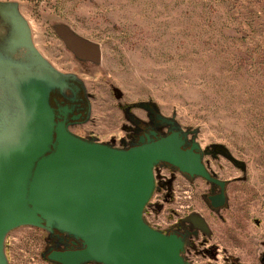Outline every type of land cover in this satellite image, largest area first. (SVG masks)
Returning a JSON list of instances; mask_svg holds the SVG:
<instances>
[{"label": "rangeland", "instance_id": "obj_1", "mask_svg": "<svg viewBox=\"0 0 264 264\" xmlns=\"http://www.w3.org/2000/svg\"><path fill=\"white\" fill-rule=\"evenodd\" d=\"M47 82L54 122L82 140L127 149L153 128L198 143L227 204L209 208L199 179L160 163L145 222L168 235L194 226L189 264H264V0H0V189ZM81 247L18 225L1 252L5 264H60L53 252Z\"/></svg>", "mask_w": 264, "mask_h": 264}, {"label": "water", "instance_id": "obj_2", "mask_svg": "<svg viewBox=\"0 0 264 264\" xmlns=\"http://www.w3.org/2000/svg\"><path fill=\"white\" fill-rule=\"evenodd\" d=\"M46 84H39L40 101L34 100L37 125L0 189V264H5L3 236L18 225L78 240L80 249L50 255L60 264H189L181 256L183 241L151 228L143 211L160 163L223 186L205 170L198 143L185 149L187 142L178 132L141 138L127 149L82 140L54 122ZM223 199L221 194L212 201L219 206Z\"/></svg>", "mask_w": 264, "mask_h": 264}, {"label": "flooded vegetation", "instance_id": "obj_3", "mask_svg": "<svg viewBox=\"0 0 264 264\" xmlns=\"http://www.w3.org/2000/svg\"><path fill=\"white\" fill-rule=\"evenodd\" d=\"M65 111H67L68 117H69L70 114H69L68 110H65ZM72 112H73V110H72ZM157 136H158V134L155 132V130L153 128L147 129V130L140 129L136 133L137 139H134V143L132 146L139 145L141 138L144 141H146L148 137L155 140L157 138ZM132 146H130V147H132ZM188 148H189V146H187V148H185V149H188ZM201 162H202L205 170L207 171V173L210 175V177L212 179L217 180L218 182H222L223 186H220L217 183H213V182L207 180L206 178H204L202 176H195L191 179H199L201 181V184L206 187L204 192H202V194H201V198L203 199V201L205 202V204L209 208L214 209V210L222 209L227 204V194H226L227 182L223 179L217 178L216 176L212 175V173L205 166V164L202 160V156H201ZM162 165L163 166L166 165L168 167H171L167 164H162ZM155 188H156V184H155ZM221 194L223 195V198H224L223 203H222V205L215 206L213 201H212V198L219 196ZM177 225H178V227L173 229V233L176 235V237L180 238L183 241V249H182V255H183L185 252V242L184 241H185L186 236H187V238H189L191 240V238H193V239L197 238L199 233H198V230L196 228H194V226L187 228V226L185 224H182V223H178ZM59 241L65 242V241H67V238L58 239V240L55 239L54 243L59 242ZM68 242L71 243L69 240H68ZM68 245H70V244H68ZM70 247L74 248V247H78V245H76V243H74V244L72 243V245H70ZM232 264H234V263H232Z\"/></svg>", "mask_w": 264, "mask_h": 264}]
</instances>
